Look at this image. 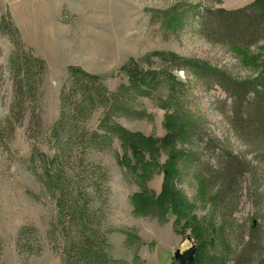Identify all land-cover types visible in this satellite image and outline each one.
Segmentation results:
<instances>
[{"label": "rangeland", "instance_id": "rangeland-1", "mask_svg": "<svg viewBox=\"0 0 264 264\" xmlns=\"http://www.w3.org/2000/svg\"><path fill=\"white\" fill-rule=\"evenodd\" d=\"M251 1L0 0V264H64L69 242L77 235L75 228L73 231L58 219L57 171L66 178L61 185L69 200L78 193L99 196L103 205L97 212L103 214L102 226L110 244L108 264H175L177 250L197 246L189 231L181 234L176 230L175 217L168 215L162 223L149 216L140 195L148 190L160 195L168 172L171 183L193 198L197 182L194 170L199 165L180 172L177 159L183 151H194L207 162L212 151L203 149L201 140L206 135L219 139L234 154L250 159L251 155L230 129L227 96L220 88L208 90L184 71L173 69L168 60H201L237 80L255 78L257 66L264 61V42L246 51L213 45L197 33L196 18L205 8L232 10ZM175 12L177 21L163 19ZM13 24L23 50L44 59L48 66L47 88L28 112H33L36 124L26 121L21 126L14 121L9 125L12 61L17 52ZM128 63H136L143 70L171 67L179 84L164 86L151 98L141 99L145 117L118 119L124 137L113 138L105 150L91 154L93 167L78 160L79 151L71 153V142L66 141L64 157L57 163L61 90L68 81L69 68L102 76L108 89L119 93L129 83L121 70ZM140 107L137 105L138 110ZM100 118L101 112H96L80 128L92 133L98 129ZM187 119H193L196 126L202 122L204 130L191 138L196 128L193 125L189 140L188 133L182 142L179 127L181 120ZM98 144L104 146L103 140ZM92 172L97 175L93 184L89 177ZM196 205L195 213L204 216L208 207L199 198ZM250 208L243 199L234 217L243 220ZM98 218L94 222L99 224L103 219ZM22 229L27 238L20 253L17 240ZM128 233L136 236L131 247L126 245Z\"/></svg>", "mask_w": 264, "mask_h": 264}, {"label": "trees", "instance_id": "trees-1", "mask_svg": "<svg viewBox=\"0 0 264 264\" xmlns=\"http://www.w3.org/2000/svg\"><path fill=\"white\" fill-rule=\"evenodd\" d=\"M176 14L168 13L163 19L177 21ZM196 18L197 33L213 45L246 51L264 42V0H254L232 10L205 8L197 12ZM13 30L17 36V52L12 61L13 102L9 125L14 121L21 126L26 121L36 124L33 112L30 111V115L28 112L34 100L42 99L47 88L48 66L44 59L23 50L21 36L14 24ZM168 63L173 69L184 71L187 77L190 75L199 81L206 89L218 87L227 96L230 100L226 116L228 124L247 148L251 159L234 154L219 139L205 134L201 140L203 149L212 151L207 162H202L194 151H183L177 159L180 172L185 167L198 168L199 165L198 170H194L197 176L194 197L189 198L171 183L167 172L160 195L156 196L149 190L140 195L146 211L162 223L171 215L175 217L177 231L181 234L190 232L189 238L197 243L195 264H264V61L257 66L255 78L243 81L201 60L177 57L174 61L169 59ZM171 67L162 71L143 70L136 63H128L121 70L127 74L129 83L119 93L111 92L102 82V76L81 68H69L68 81L61 90L62 109L56 131L60 147L56 162L64 157L66 141V144L71 142V153L72 150L79 151L81 158L78 160L87 161L91 165L89 167H93L89 161L91 154L105 150L113 138L124 137L125 130L118 119L145 117L147 113L139 104L141 99L151 98L164 86L172 88L179 84ZM96 112H101L98 129L92 133L85 132L80 124H88ZM194 122L193 119L181 120L179 132L183 131L182 142L193 125L196 128L191 138L204 130L202 122L197 126ZM179 132H176L178 137ZM187 137L189 140L190 133ZM101 139L104 146L99 147ZM56 169H59L58 165ZM94 175L97 176L95 172L89 174L92 184L96 180ZM56 176L59 178H56V190L60 195L58 219L76 230L77 235L69 242L64 264H108L110 244L106 227L102 226L105 224L103 214L98 215L97 212L103 205L99 196L90 192L86 195L78 193L69 200L61 185L66 178H61L59 171ZM198 198L208 207L202 217L195 213ZM243 199L250 203L251 208L240 220L234 215ZM97 205L100 206L97 208ZM99 216L103 220L98 224L94 221L100 219ZM26 234L25 229L18 234L20 253ZM67 234L70 236L71 232ZM135 241L136 236L128 233L127 247ZM2 256L0 243V261Z\"/></svg>", "mask_w": 264, "mask_h": 264}, {"label": "water", "instance_id": "water-1", "mask_svg": "<svg viewBox=\"0 0 264 264\" xmlns=\"http://www.w3.org/2000/svg\"><path fill=\"white\" fill-rule=\"evenodd\" d=\"M197 251L198 250L196 245H193L184 252H181V250H177L173 255L175 264H195Z\"/></svg>", "mask_w": 264, "mask_h": 264}, {"label": "crops", "instance_id": "crops-1", "mask_svg": "<svg viewBox=\"0 0 264 264\" xmlns=\"http://www.w3.org/2000/svg\"><path fill=\"white\" fill-rule=\"evenodd\" d=\"M253 1H254V0H253ZM251 2H252V1H251ZM248 3H250V2H248ZM248 3H246V4H248ZM246 4H244V5H246ZM244 5H243V6H244ZM240 7H242V6H240ZM238 8H239V7H238ZM235 9H236V8H235Z\"/></svg>", "mask_w": 264, "mask_h": 264}]
</instances>
